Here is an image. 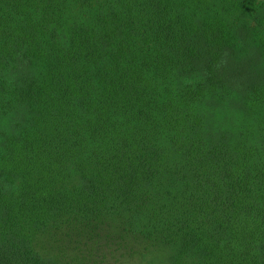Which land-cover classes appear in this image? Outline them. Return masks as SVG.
Instances as JSON below:
<instances>
[{"label":"trees","instance_id":"1","mask_svg":"<svg viewBox=\"0 0 264 264\" xmlns=\"http://www.w3.org/2000/svg\"><path fill=\"white\" fill-rule=\"evenodd\" d=\"M0 264H264V0H0Z\"/></svg>","mask_w":264,"mask_h":264}]
</instances>
